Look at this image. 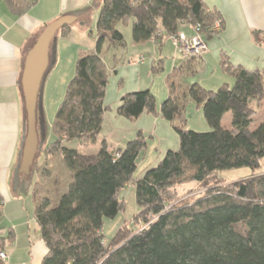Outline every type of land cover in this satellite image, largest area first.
<instances>
[{"label":"trees","instance_id":"1","mask_svg":"<svg viewBox=\"0 0 264 264\" xmlns=\"http://www.w3.org/2000/svg\"><path fill=\"white\" fill-rule=\"evenodd\" d=\"M14 16H21L38 0H4ZM95 47L80 48L76 72L69 82L53 131L56 146L71 169V181L55 202L36 198L35 215L48 251L42 264H264V120L252 121L256 105L264 102V69L233 66L222 55V67L234 77L218 89L189 80L203 71L201 56L184 60L167 76L169 95L158 106L150 89L121 97L117 111L127 118L144 112L168 120L179 136L177 150L136 178L138 158L148 147L139 131L124 147L112 148L101 140L96 153L68 147L97 143L102 132L110 71L105 51L127 46L119 24L131 25L132 42L162 43L185 23L200 24L211 37L220 20L218 10L203 0H99ZM71 25L59 32L67 35ZM153 72L163 70L153 65ZM202 106L211 127L188 129L187 106ZM256 105H255V104ZM231 112V128L223 124ZM249 167L251 173L229 181L220 172ZM136 187L140 211L133 220L146 225L134 231L125 222L110 241L103 235L104 219L125 208L122 189ZM194 185L184 193L180 189ZM34 187V198L38 196ZM201 190V191H199ZM185 196V197H184ZM4 199L0 191V219ZM0 236V243L5 241ZM0 264L5 261L0 259Z\"/></svg>","mask_w":264,"mask_h":264},{"label":"crops","instance_id":"2","mask_svg":"<svg viewBox=\"0 0 264 264\" xmlns=\"http://www.w3.org/2000/svg\"><path fill=\"white\" fill-rule=\"evenodd\" d=\"M60 1L61 3L58 0L60 6H57V0L52 1L55 2L54 5L49 6L48 3L52 2L42 3V0H38L36 5L19 17L12 15L9 10L0 16V191L4 199L0 227L4 230L1 237L6 238L0 243V251L7 254L5 264H42L48 251L35 215V199L47 195L38 193L34 198L33 194L36 184L44 178L42 170L47 169H35V163L39 164L36 158L30 174L17 173L25 132L21 76L27 52L44 26L64 13L77 14V18L79 17V13L70 12H78L77 9L84 2L75 0L73 2L79 3L68 5L69 0ZM203 1L210 9L220 12L223 22L220 33L211 37L205 34L208 49L201 56V63L203 71L209 75L207 80L213 81V85L223 81L234 83V77L228 76L231 74L221 65L223 54L233 66H242L252 71L264 69V0ZM129 29L125 31L127 46L114 49L116 51L111 64L104 59L110 77L105 97L108 109L101 133L108 143L110 141L109 146L113 148L124 147L139 131L148 137V147L138 158V169L141 164L145 165V169L139 175H136L138 169L136 171V178H139L145 170L155 166L169 149L177 150L180 139L171 123L159 114L144 112L132 119L120 115L117 108L121 97L126 93L145 89H150L156 94L154 86L161 85L163 79L162 76L158 78V73L155 74L152 70L156 59L159 57L166 59V61L161 59L160 64L164 65L163 69L168 75L173 71L171 65L168 68V60L172 58L176 67L184 59H181V52L171 37L167 36L162 43L152 39L145 44H134ZM182 30L187 35L193 34L188 25H184ZM93 47L94 40L87 48ZM80 48L81 46L78 50ZM52 53L55 61L56 42ZM146 53L151 54L149 58ZM141 56L145 57L144 60L138 61ZM163 81L169 95L167 77ZM189 81L205 85L199 74ZM164 94L162 90V96ZM159 101L160 98L157 99L158 106L161 105ZM34 170H37L38 178L33 184Z\"/></svg>","mask_w":264,"mask_h":264},{"label":"rangeland","instance_id":"3","mask_svg":"<svg viewBox=\"0 0 264 264\" xmlns=\"http://www.w3.org/2000/svg\"><path fill=\"white\" fill-rule=\"evenodd\" d=\"M52 1L54 0H50V1L42 0V3H48ZM73 1L75 0H69L68 5H71L72 3L75 4L79 3ZM81 2L84 3L80 4L79 9H77L78 12H70V13H79L78 14L79 17L77 18V20H75L71 24L72 31L69 32L67 35H62L61 32H58L56 35L55 61L53 62L44 80L42 87V101L41 104H39L38 112H37L38 114L37 128L39 132L38 135L39 149H38L37 160L39 164L36 162L34 166L35 169L42 168L47 170H42L44 172L43 173L44 178L40 183L36 184V186L38 188L37 190L39 195L46 194L51 200H54L55 202L59 199L60 195L68 189L69 182L71 181L72 172L71 169L66 164V162L64 161L61 151L58 150L56 146L51 148V143L55 140L53 123L55 121L57 111L64 100L67 86L71 81V79L74 77L76 72V62L79 56L78 47L81 46V48L82 47L87 48L88 44H91L93 40H94V44L96 42L95 32H96L97 16L100 8L99 0H91V1L81 0ZM54 3L55 2L48 3V5L51 6L52 4L54 5ZM59 3H61L60 0ZM59 3L57 0V6L61 5ZM6 11H8V9L4 0H0V16ZM66 14L68 13H64L63 15ZM119 28L122 29L124 35L126 34L125 31L127 30V28L128 29L130 28L129 31L132 32L131 25H128L127 27L126 25L120 23ZM126 43H128L127 40ZM81 44H83L84 46ZM116 50H109L103 53V57L108 62V64H111L114 61L113 55ZM150 55L151 54L146 53L147 58H149ZM180 57L181 59H184V55L182 53H180ZM161 59H163V57L157 58L154 65H158ZM163 61H166V59H163ZM170 65L172 71L174 68L172 58L168 60V68ZM163 66L164 65L162 64V67ZM154 73L155 74L158 73V78H161V76L163 78L161 79L162 80L161 85L160 84L158 85L160 87L154 86V88L156 89L155 92L156 94L154 95L155 97H157L156 99L160 98L159 103H161L168 96L167 89L164 87V81H163L165 77H167L168 73H166L164 69ZM199 76H200V80L204 79V84H205L204 87H206L207 89L216 90L219 88V86L222 83L226 82L223 81L220 84L213 85V81L207 80L209 75H207V73L204 71H202L199 74ZM228 76L233 78L232 75H228ZM158 83L159 82H157V84ZM162 90L165 93L163 96H162ZM256 108L258 109V113L255 115L252 121V127L258 126L264 120V102L260 105V107L256 105ZM186 115H187L186 127L188 129H192L195 131L211 130V127L205 117V113L202 106H198L193 101H190V103L187 106ZM223 124L228 128L232 127L231 112H227L224 115ZM103 138L105 137L101 133L97 143L89 147H84L82 145L80 146L78 140H67L64 141V144L68 147L78 148L83 153H96L100 150L101 140ZM107 138L110 139L109 136H107ZM144 169H145V165L141 164L136 175H139L140 172H142ZM250 173H251V169L249 167L227 169L220 172L221 176L224 177L227 180V182L239 179ZM37 175H38L37 170H34V173L32 175L33 184L38 178ZM191 187H194V185L188 184L180 190L182 193H184L187 189ZM121 197L124 198L125 200V208L122 211H120L116 216L106 217L104 219V226L102 232L104 235V239L106 241H110L117 232V230L125 222L131 221L130 226L135 232L140 230L146 225V223H143L139 220L136 219L133 220L135 214H137L140 211V207L136 199L135 185L128 184L125 188H123L121 192Z\"/></svg>","mask_w":264,"mask_h":264},{"label":"water","instance_id":"4","mask_svg":"<svg viewBox=\"0 0 264 264\" xmlns=\"http://www.w3.org/2000/svg\"><path fill=\"white\" fill-rule=\"evenodd\" d=\"M77 16L66 14L47 24L27 52L21 76L25 107V132L17 173L30 174L39 149L37 128L38 107L42 101L44 80L54 61L55 39L65 25H71Z\"/></svg>","mask_w":264,"mask_h":264},{"label":"built area","instance_id":"5","mask_svg":"<svg viewBox=\"0 0 264 264\" xmlns=\"http://www.w3.org/2000/svg\"><path fill=\"white\" fill-rule=\"evenodd\" d=\"M193 30L192 35H187L183 30H180L177 34L170 36L174 41V44L179 48L180 52L184 55V58L192 56H202L208 49V43L205 38V33L202 32L200 24L185 23ZM222 24L220 20H216L213 29L217 32L221 29ZM144 56L138 58V61H143ZM4 233V230L0 227V236ZM7 254L5 251H0V259L5 260Z\"/></svg>","mask_w":264,"mask_h":264}]
</instances>
